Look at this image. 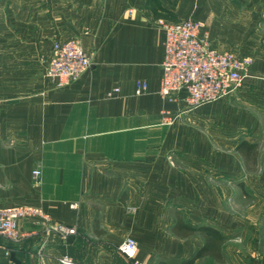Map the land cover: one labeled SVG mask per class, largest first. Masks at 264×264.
<instances>
[{
  "label": "crops",
  "instance_id": "1",
  "mask_svg": "<svg viewBox=\"0 0 264 264\" xmlns=\"http://www.w3.org/2000/svg\"><path fill=\"white\" fill-rule=\"evenodd\" d=\"M147 1L0 0V208L31 207L50 218L22 220L19 243L0 234L2 264H62L66 254L77 264H126L119 246L130 237L140 261L180 264L204 238L177 236L178 218L223 233L230 225L214 172L230 173L231 130L201 126L230 127L236 109L247 119L248 106L236 101L264 97L263 58L255 57L242 90L223 102L190 109L185 94L163 98L165 33ZM158 1L178 20L198 19L179 1ZM202 21L220 50L250 55L216 40ZM70 39L80 40L92 65L79 81L56 89L46 70L54 43ZM137 82H147V94L135 95ZM164 111L178 113L176 128L161 125ZM216 134L226 147H215ZM258 135L255 128L248 142L255 145ZM54 224L76 234L64 237Z\"/></svg>",
  "mask_w": 264,
  "mask_h": 264
},
{
  "label": "built area",
  "instance_id": "2",
  "mask_svg": "<svg viewBox=\"0 0 264 264\" xmlns=\"http://www.w3.org/2000/svg\"><path fill=\"white\" fill-rule=\"evenodd\" d=\"M159 23L165 33L160 86L163 98L185 94L190 109H196L235 93L249 78L255 63L254 57L220 50L211 41L202 20L187 18L167 22L161 19ZM91 65L92 59L79 39L57 41L45 78L56 89L66 88L79 81ZM148 88L147 82H137L135 95L140 97L147 94ZM177 118L169 111L161 114V121L166 125L173 124ZM41 175L40 169L32 172L36 182H39ZM71 207L77 209L78 204H72ZM35 218L43 224L50 223V218L36 208H0V234L13 243H19L22 237L20 222ZM52 228L64 237L76 234L75 228L63 224H54ZM119 251L126 259V264H146L138 258L139 245L134 238H127L119 246ZM3 254L10 258V249L3 248ZM60 261L62 264H77L67 254Z\"/></svg>",
  "mask_w": 264,
  "mask_h": 264
},
{
  "label": "rangeland",
  "instance_id": "3",
  "mask_svg": "<svg viewBox=\"0 0 264 264\" xmlns=\"http://www.w3.org/2000/svg\"><path fill=\"white\" fill-rule=\"evenodd\" d=\"M166 1L170 4L179 1L177 3L181 2L186 7L189 16L207 20L209 22L207 26L212 30L215 39L226 40L225 44H229L228 46L232 47L231 50L237 54H250L254 59L257 56L264 61V0ZM172 19L176 20L178 17L173 15ZM243 86L244 84L223 100L198 109H205L212 104L234 97ZM247 99L236 101L238 108L244 109L248 106L247 119H240L239 115L242 113L236 109L231 112L230 123L233 125L230 124V127L222 125L220 121H208L201 126L202 129H213L215 132L222 131L224 128L231 130L230 173L220 175L223 173L219 168H215L214 172L216 177L221 176L220 179H216V185L218 184L216 188L219 193L227 195L226 199L230 207V225L224 232L227 236L224 264H264V97L251 96ZM247 103L252 106L245 105ZM173 115L177 116L178 113ZM249 115H252L253 119L256 118L257 122L251 120ZM178 119L171 125L163 124L162 121L160 123L166 128H176ZM240 124H242L241 127H239ZM255 128L258 129L259 134L256 141H253L257 147L258 160L254 162L251 157L246 161L238 151V146L241 142L250 140L249 135L255 131ZM213 140L216 148L226 147L222 144L224 139L217 134Z\"/></svg>",
  "mask_w": 264,
  "mask_h": 264
},
{
  "label": "trees",
  "instance_id": "4",
  "mask_svg": "<svg viewBox=\"0 0 264 264\" xmlns=\"http://www.w3.org/2000/svg\"><path fill=\"white\" fill-rule=\"evenodd\" d=\"M147 5L154 11L156 18L163 19L167 22H177L178 19H172L171 11L165 9L158 0H148ZM238 151L247 161L251 157L254 162L258 160L257 147L249 142H242L238 146ZM174 233L182 238L190 237L199 233L204 238V245L189 259L183 260L180 264H195L198 259L211 258L217 263H225L224 247L227 242V236L219 229L213 226L195 227L187 224L182 218H178L174 229ZM159 264H167L161 262Z\"/></svg>",
  "mask_w": 264,
  "mask_h": 264
}]
</instances>
